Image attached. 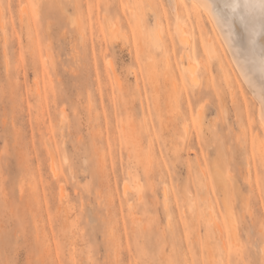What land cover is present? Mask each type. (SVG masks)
<instances>
[{
	"label": "rangeland",
	"instance_id": "obj_1",
	"mask_svg": "<svg viewBox=\"0 0 264 264\" xmlns=\"http://www.w3.org/2000/svg\"><path fill=\"white\" fill-rule=\"evenodd\" d=\"M186 6L0 0V264H264L257 106Z\"/></svg>",
	"mask_w": 264,
	"mask_h": 264
},
{
	"label": "bare ground",
	"instance_id": "obj_2",
	"mask_svg": "<svg viewBox=\"0 0 264 264\" xmlns=\"http://www.w3.org/2000/svg\"><path fill=\"white\" fill-rule=\"evenodd\" d=\"M189 1L167 0V4L178 22L183 7L187 4L192 7L191 11L197 18L201 17V11L206 12L235 71L251 92L257 106L260 125L264 130V0ZM177 29L180 40L189 43L190 36L186 27L179 24ZM208 38V51L212 56L218 55L215 40L209 36ZM190 62L189 75L192 80H198L196 65L191 58ZM54 169L57 172L55 167ZM217 169L218 173L223 175L219 168ZM225 177L223 175L217 178L222 183L226 182L227 187L225 180L228 179Z\"/></svg>",
	"mask_w": 264,
	"mask_h": 264
}]
</instances>
